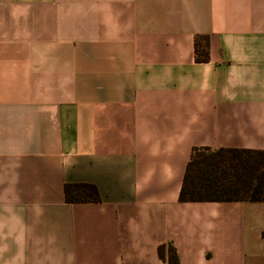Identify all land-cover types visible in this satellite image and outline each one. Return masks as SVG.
Masks as SVG:
<instances>
[{"label":"crops","instance_id":"0c3cea01","mask_svg":"<svg viewBox=\"0 0 264 264\" xmlns=\"http://www.w3.org/2000/svg\"><path fill=\"white\" fill-rule=\"evenodd\" d=\"M195 147L264 150V0H0V264H264V202L179 201Z\"/></svg>","mask_w":264,"mask_h":264},{"label":"trees","instance_id":"16d2710c","mask_svg":"<svg viewBox=\"0 0 264 264\" xmlns=\"http://www.w3.org/2000/svg\"><path fill=\"white\" fill-rule=\"evenodd\" d=\"M195 60H208V36L194 38ZM179 201L264 202V150L195 147L187 162ZM67 203L98 202L97 187L91 183H65ZM168 264H178L169 247ZM162 256V247L159 248Z\"/></svg>","mask_w":264,"mask_h":264}]
</instances>
